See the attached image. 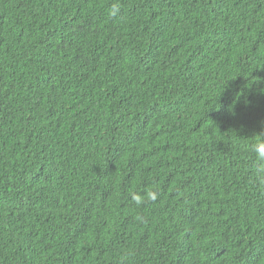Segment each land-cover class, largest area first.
I'll list each match as a JSON object with an SVG mask.
<instances>
[{
	"label": "trees",
	"instance_id": "16d2710c",
	"mask_svg": "<svg viewBox=\"0 0 264 264\" xmlns=\"http://www.w3.org/2000/svg\"><path fill=\"white\" fill-rule=\"evenodd\" d=\"M262 134L264 0H0V264H264Z\"/></svg>",
	"mask_w": 264,
	"mask_h": 264
},
{
	"label": "clouds",
	"instance_id": "9594fccd",
	"mask_svg": "<svg viewBox=\"0 0 264 264\" xmlns=\"http://www.w3.org/2000/svg\"><path fill=\"white\" fill-rule=\"evenodd\" d=\"M256 160L261 164V172H264V134L262 138L252 145ZM139 202V201H138Z\"/></svg>",
	"mask_w": 264,
	"mask_h": 264
}]
</instances>
